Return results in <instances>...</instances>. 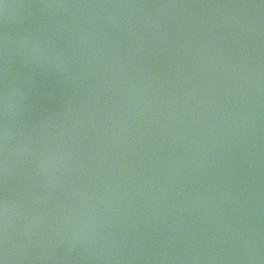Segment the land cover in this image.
Wrapping results in <instances>:
<instances>
[{"label":"water","instance_id":"water-1","mask_svg":"<svg viewBox=\"0 0 264 264\" xmlns=\"http://www.w3.org/2000/svg\"><path fill=\"white\" fill-rule=\"evenodd\" d=\"M0 264H264V0H0Z\"/></svg>","mask_w":264,"mask_h":264}]
</instances>
